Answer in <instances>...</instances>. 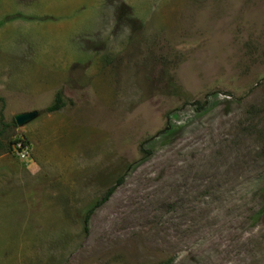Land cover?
<instances>
[{
    "label": "rangeland",
    "instance_id": "rangeland-1",
    "mask_svg": "<svg viewBox=\"0 0 264 264\" xmlns=\"http://www.w3.org/2000/svg\"><path fill=\"white\" fill-rule=\"evenodd\" d=\"M0 96V264H264V0H0Z\"/></svg>",
    "mask_w": 264,
    "mask_h": 264
},
{
    "label": "trees",
    "instance_id": "trees-1",
    "mask_svg": "<svg viewBox=\"0 0 264 264\" xmlns=\"http://www.w3.org/2000/svg\"><path fill=\"white\" fill-rule=\"evenodd\" d=\"M65 102H64V98H63V92H62V89H58L55 94H54V98H53V101L48 105L46 106L45 108V111L46 112H53V111H57V110H60L63 106H64ZM0 154L2 152L5 151V146L3 144V141H2V136H3V133L5 131V127L6 126H15V121L14 119L11 120V122L8 124V123H4L2 121V110H3V107H4V99L0 96ZM166 130V129H164ZM122 181V178L119 177L116 179V181L114 182V184H112L110 187H108L104 192L103 194L101 195V197L97 200L94 201L93 204H91L86 210H85V213H84V217H83V223H84V227H86L93 211L95 210V208H97L98 206H100L102 203H104L105 201L108 200V198L111 196V194L113 193V191L115 190L116 186L118 184H120Z\"/></svg>",
    "mask_w": 264,
    "mask_h": 264
},
{
    "label": "built area",
    "instance_id": "built-area-1",
    "mask_svg": "<svg viewBox=\"0 0 264 264\" xmlns=\"http://www.w3.org/2000/svg\"><path fill=\"white\" fill-rule=\"evenodd\" d=\"M11 149L19 159L25 160L29 155L28 145L23 139L14 140Z\"/></svg>",
    "mask_w": 264,
    "mask_h": 264
},
{
    "label": "water",
    "instance_id": "water-1",
    "mask_svg": "<svg viewBox=\"0 0 264 264\" xmlns=\"http://www.w3.org/2000/svg\"><path fill=\"white\" fill-rule=\"evenodd\" d=\"M38 115L37 110H31V111H24V112H19L14 115V121L18 126H21L28 121L32 120Z\"/></svg>",
    "mask_w": 264,
    "mask_h": 264
}]
</instances>
